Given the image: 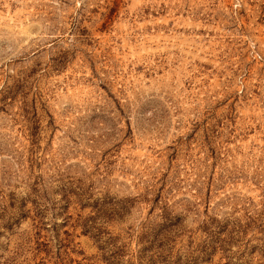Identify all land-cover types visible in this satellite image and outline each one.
<instances>
[{
  "label": "rangeland",
  "instance_id": "obj_1",
  "mask_svg": "<svg viewBox=\"0 0 264 264\" xmlns=\"http://www.w3.org/2000/svg\"><path fill=\"white\" fill-rule=\"evenodd\" d=\"M0 264H264V0H0Z\"/></svg>",
  "mask_w": 264,
  "mask_h": 264
}]
</instances>
